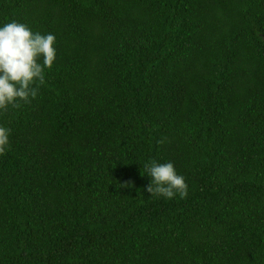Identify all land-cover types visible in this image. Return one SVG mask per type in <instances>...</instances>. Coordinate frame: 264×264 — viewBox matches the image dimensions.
<instances>
[{
  "label": "trees",
  "instance_id": "1",
  "mask_svg": "<svg viewBox=\"0 0 264 264\" xmlns=\"http://www.w3.org/2000/svg\"><path fill=\"white\" fill-rule=\"evenodd\" d=\"M56 36L0 114V264H264V0H0ZM172 161L186 198L151 196Z\"/></svg>",
  "mask_w": 264,
  "mask_h": 264
},
{
  "label": "clouds",
  "instance_id": "2",
  "mask_svg": "<svg viewBox=\"0 0 264 264\" xmlns=\"http://www.w3.org/2000/svg\"><path fill=\"white\" fill-rule=\"evenodd\" d=\"M56 36L33 31L26 23L11 20L0 23V114L19 108L38 96L45 70L57 59ZM11 129L0 124V155L10 145ZM151 196L186 198L188 184L172 161L151 160L144 165Z\"/></svg>",
  "mask_w": 264,
  "mask_h": 264
}]
</instances>
